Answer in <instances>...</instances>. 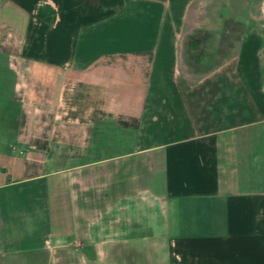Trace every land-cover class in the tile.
Instances as JSON below:
<instances>
[{
  "label": "crops",
  "instance_id": "0c3cea01",
  "mask_svg": "<svg viewBox=\"0 0 264 264\" xmlns=\"http://www.w3.org/2000/svg\"><path fill=\"white\" fill-rule=\"evenodd\" d=\"M194 1L0 0V264H55L61 179L96 264H264V0L206 69Z\"/></svg>",
  "mask_w": 264,
  "mask_h": 264
},
{
  "label": "rangeland",
  "instance_id": "374dc122",
  "mask_svg": "<svg viewBox=\"0 0 264 264\" xmlns=\"http://www.w3.org/2000/svg\"><path fill=\"white\" fill-rule=\"evenodd\" d=\"M258 3L259 0H244L245 5H243V0H195L193 2V10L196 11V19L199 21V24L191 32L199 40L198 59L194 60V62H197L196 66L206 69L215 62H218L221 57L227 54L228 46L230 44L232 47L235 45L233 36L237 35L241 29L235 23L230 27L224 23H220L221 26L211 28L208 26V22H212V25L213 22H217V25H219L218 21L220 22L224 19L254 18V13L256 14V12L243 11V6L255 8L258 6ZM241 7L242 10L240 11ZM209 35L210 37L208 38ZM12 78L13 76L9 75L6 81H11ZM11 105L12 103L8 105V109L4 110L8 115V134H11L15 127V106ZM3 146L0 140V150ZM65 192L66 188L63 179L58 180L52 188L53 236L47 243L46 250L41 255V260H44L45 256H47L49 262H55V264H96V262H102L103 256L101 257V253L98 252L95 244H82L83 240L81 237L83 236L74 234V217L69 210L68 204L65 202ZM145 218L149 221L150 217L148 213H146ZM150 221L152 225L155 223L153 218H150ZM155 238L157 239L156 236ZM149 252L152 253L151 258L148 256ZM163 253L164 251L161 249L157 254L158 258L162 257ZM157 256H155V252H152V250H146L134 262L131 259L129 261L125 258H120L115 264H152L151 262H157ZM103 261L111 262L106 256L103 258Z\"/></svg>",
  "mask_w": 264,
  "mask_h": 264
}]
</instances>
